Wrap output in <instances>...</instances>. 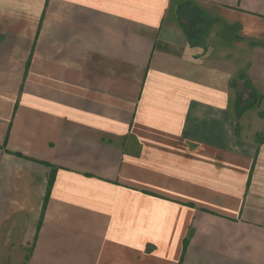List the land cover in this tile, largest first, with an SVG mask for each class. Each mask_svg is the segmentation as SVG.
Listing matches in <instances>:
<instances>
[{"label": "crops", "instance_id": "0c3cea01", "mask_svg": "<svg viewBox=\"0 0 264 264\" xmlns=\"http://www.w3.org/2000/svg\"><path fill=\"white\" fill-rule=\"evenodd\" d=\"M0 264H264V0H0Z\"/></svg>", "mask_w": 264, "mask_h": 264}, {"label": "trees", "instance_id": "16d2710c", "mask_svg": "<svg viewBox=\"0 0 264 264\" xmlns=\"http://www.w3.org/2000/svg\"><path fill=\"white\" fill-rule=\"evenodd\" d=\"M203 13L193 2H185L178 6L176 10V18L178 26L187 35L189 39L198 41L205 33L206 20L203 18ZM257 103H246L243 112L247 111Z\"/></svg>", "mask_w": 264, "mask_h": 264}, {"label": "rangeland", "instance_id": "374dc122", "mask_svg": "<svg viewBox=\"0 0 264 264\" xmlns=\"http://www.w3.org/2000/svg\"><path fill=\"white\" fill-rule=\"evenodd\" d=\"M244 97H245V101H248L249 103L251 102L250 93L246 89H244Z\"/></svg>", "mask_w": 264, "mask_h": 264}]
</instances>
